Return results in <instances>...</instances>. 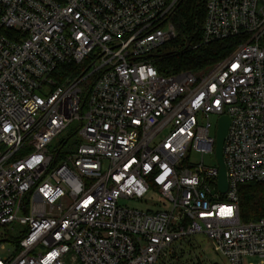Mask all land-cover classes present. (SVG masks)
<instances>
[{
	"label": "built area",
	"instance_id": "obj_1",
	"mask_svg": "<svg viewBox=\"0 0 264 264\" xmlns=\"http://www.w3.org/2000/svg\"><path fill=\"white\" fill-rule=\"evenodd\" d=\"M179 1L0 0V233L24 227L0 264H168L198 234L228 264H264V211L242 222L238 195L264 187V0H205L201 43L238 44L207 72L161 75ZM61 65L84 68L57 84ZM223 116L225 193L216 159L189 160L215 158ZM73 123L76 150H49ZM150 196L157 210L130 207Z\"/></svg>",
	"mask_w": 264,
	"mask_h": 264
},
{
	"label": "trees",
	"instance_id": "obj_2",
	"mask_svg": "<svg viewBox=\"0 0 264 264\" xmlns=\"http://www.w3.org/2000/svg\"><path fill=\"white\" fill-rule=\"evenodd\" d=\"M205 15V0H180L167 21L174 27L176 37L167 43L172 51L153 54L152 64L161 75L183 72L199 74L207 72L214 64L226 58L239 42L238 38L201 43L202 24ZM264 50V36L260 40ZM195 46V49L191 47ZM82 66L61 65L53 78L57 84L74 79L83 71ZM264 187L260 183H245L239 186V213L242 222L256 221L262 217ZM170 258H175L170 255ZM177 258H181V255Z\"/></svg>",
	"mask_w": 264,
	"mask_h": 264
},
{
	"label": "rangeland",
	"instance_id": "obj_3",
	"mask_svg": "<svg viewBox=\"0 0 264 264\" xmlns=\"http://www.w3.org/2000/svg\"><path fill=\"white\" fill-rule=\"evenodd\" d=\"M169 51H172L171 46L164 45L159 48L154 54L161 55ZM211 123L213 124L212 129L210 130L211 137L215 136V122L216 118H210ZM76 124H72L69 128L63 133V135L58 139V142H55L53 145L49 146V150L53 151L59 147V142L66 140L62 148V153L74 152L76 147L79 144V138L74 134ZM190 162L200 163L202 160L205 165H215L214 154L209 153H194L192 152L189 157ZM162 202L158 197L150 196L145 199V202H133L130 204V207L139 209L142 211L145 210H157L155 204ZM24 227L18 223L12 224L0 233V244L4 245V249L0 250V256L2 258H8L11 255L18 253V248L16 242L20 238ZM6 239L7 241H4ZM185 242L182 244L181 248L176 250L178 254L177 257L181 255L180 259H171L168 258V264H228L226 259L220 254L215 253L208 239L202 235H193L184 238ZM251 262L254 264L257 263V260L251 259Z\"/></svg>",
	"mask_w": 264,
	"mask_h": 264
},
{
	"label": "water",
	"instance_id": "obj_4",
	"mask_svg": "<svg viewBox=\"0 0 264 264\" xmlns=\"http://www.w3.org/2000/svg\"><path fill=\"white\" fill-rule=\"evenodd\" d=\"M228 127L229 119L225 116L220 117L217 122L215 133V159L218 167L217 187L221 193H225L227 190V177L222 149Z\"/></svg>",
	"mask_w": 264,
	"mask_h": 264
},
{
	"label": "snow or ice",
	"instance_id": "obj_5",
	"mask_svg": "<svg viewBox=\"0 0 264 264\" xmlns=\"http://www.w3.org/2000/svg\"><path fill=\"white\" fill-rule=\"evenodd\" d=\"M231 210H229V212H230Z\"/></svg>",
	"mask_w": 264,
	"mask_h": 264
}]
</instances>
